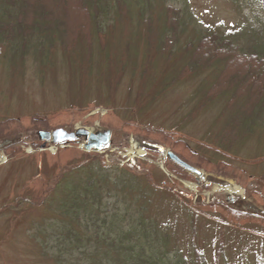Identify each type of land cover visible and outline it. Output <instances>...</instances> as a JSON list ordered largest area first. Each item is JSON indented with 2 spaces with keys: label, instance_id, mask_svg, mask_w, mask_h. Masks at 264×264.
<instances>
[{
  "label": "rangeland",
  "instance_id": "374dc122",
  "mask_svg": "<svg viewBox=\"0 0 264 264\" xmlns=\"http://www.w3.org/2000/svg\"><path fill=\"white\" fill-rule=\"evenodd\" d=\"M168 5L192 10L195 22L212 30L225 31L250 19L246 8L240 10L231 0H186V5L171 0ZM116 6L114 10L119 9ZM153 9L148 23L153 36L136 18L140 11L133 3L122 9L124 14L120 11V23L100 21L93 34L97 41L93 58L85 66L82 60L87 56L78 53L79 45H93L94 37L76 23L82 21L78 19L82 8L62 12V17L68 12L67 47L57 42L48 52L50 41L34 35L33 23L8 26L0 38V264H89L98 242L114 261L110 246L116 235L143 231L132 203L128 205L120 192L105 189L93 214L81 216L75 227L79 236L84 232L86 243L74 257L56 258L54 247H60L61 239L54 234L45 238L46 243L37 239V234L44 239V219H53L47 207L52 208V194L60 189V180L92 164L95 172L110 178L132 167L139 173L155 169L162 184L192 200L194 210L189 209L195 213L203 209L207 218L197 220L192 231L178 206L162 204L164 195L157 198L160 206L151 211L155 222L160 217L167 226L161 227L166 242L172 245L175 240L184 255L195 246L207 264H256L264 248V114L257 102L264 105V99L255 96L252 114L238 119L245 104L230 98L231 93L224 94V81L216 73L219 61L217 67L197 75L192 64L184 68L190 60L186 53L202 39L191 34L192 28L177 41L181 45L176 40L169 43L173 64L160 53L162 36L157 32L165 17L161 0H152ZM125 15L134 19L124 21ZM143 18L148 21V16ZM105 23L119 27L112 28L107 39L99 37L103 52L97 31ZM92 47L85 53L90 54ZM197 48L199 55L216 50L215 45L204 43ZM218 58L224 61V55ZM181 72L187 77L172 83ZM257 79L253 75L246 86L255 84L258 90ZM249 91L245 88V93ZM232 99L235 104L229 107ZM257 117L253 130H248V121ZM81 128L92 133L110 131V148L102 154L86 153L81 143L67 148L49 143L43 148L39 138L40 132ZM224 140L227 145L221 150L218 145H224ZM167 152L204 176L198 179L183 171L166 158ZM235 187L241 192H231ZM138 243L147 246L135 238L125 244L137 247Z\"/></svg>",
  "mask_w": 264,
  "mask_h": 264
},
{
  "label": "trees",
  "instance_id": "16d2710c",
  "mask_svg": "<svg viewBox=\"0 0 264 264\" xmlns=\"http://www.w3.org/2000/svg\"><path fill=\"white\" fill-rule=\"evenodd\" d=\"M170 1L161 0L165 17L162 20L164 23L160 33L157 32L158 36H162V41H160L159 45L160 53L162 55L166 54L168 57L167 61L173 64L172 59L174 56L169 43L171 40H176L175 43H177L179 38L187 34L189 29L192 28L191 34L202 39L198 40L196 45H192L190 53H186L188 54L186 59L190 60L186 62L184 68L187 69L192 64L197 75L200 71H207L210 68L217 67V62L219 61L220 68H216L219 69L216 73L224 81V94L231 93L230 98H236L245 104L240 109L238 119L249 116V112L252 114L250 104H252L253 98L261 95L260 98L264 99V0H231L240 10L246 8L250 19L248 17L245 18L251 22L246 20L237 27L232 26L225 31L212 30L204 27L200 22L196 23V17L195 15L193 16L192 10L187 11L185 8L176 9L168 5ZM179 1L182 5H186V0ZM112 2H115L117 6L112 4ZM132 3L135 4L136 10L140 11L136 13V18L141 21V26L145 28L148 35L153 36L155 31L151 27L152 23L148 24L151 19L149 18L151 17L150 15H153L155 11L154 9L151 10L152 0H0V21L2 20L0 22V38L5 35V32L7 34L8 26L17 28L16 24L33 23V26H35L34 35L43 38L42 41H50V48L47 49L49 52L53 50L52 48L57 42L60 47H67L69 38L66 27L69 20L67 14L68 12L70 14L71 8H82L83 13L80 12V18H78L82 21L76 23L78 25L81 24L82 29L88 28V32L93 35L95 34V28L99 26L102 20L108 22L111 20L112 24L113 22L120 23L119 21L122 18L119 15L120 11L123 12L122 9L124 7H131ZM115 6L119 9L114 10ZM185 7L187 9V6ZM64 11L68 12H65L64 17H62V12ZM146 16H148L147 22L143 18ZM128 19L133 20L134 18L125 15L123 20L127 21ZM112 24L105 23L102 25L101 31H97L99 48L103 52L106 49L100 45L99 37L105 36L107 39V36L114 32L113 29L119 27L111 26ZM198 25L206 31L200 32ZM79 31H81V27L77 32ZM73 32L70 34H73ZM204 33L206 34L202 35ZM164 36L167 37L165 38ZM93 37V45H84L82 43L79 45L82 50H78V53L87 56V58L82 60L83 66L88 64L93 58L91 53L97 42L95 35ZM106 39L104 40L105 43ZM186 43H191V41L188 40ZM201 43L205 45L213 44L216 50L205 51L206 54L199 55L197 46ZM177 44L181 45L182 43L178 42ZM91 46L93 47L90 54H86L84 50L89 51ZM220 55H224V61L218 58ZM222 62H224V68L221 67ZM253 75L258 78V90H254L255 84L249 87L246 86ZM176 76H173L172 83L187 77L183 72ZM218 85L220 86L222 83ZM245 88H249L250 91L245 93ZM213 90L214 88H211L208 95ZM229 102V107L235 104L234 99ZM257 102L261 106V113L264 114V105L260 104V101ZM251 106L255 108L254 105ZM257 119L258 117L248 121V130H253ZM226 145V140H224V145L218 146L222 150V147ZM230 149L234 151L232 148ZM207 150L210 151V149ZM216 153L218 154V152ZM224 154H226L225 151ZM103 164L104 161L101 159V167H104ZM132 168L123 170L121 174L110 178L107 175H100L95 172L97 167L92 164L77 170V174L72 172L64 176L57 186L60 189L55 190L52 194V208L47 207V212L50 213L49 215L53 219H44L42 224L46 227L44 239L38 234L36 236L37 239L42 243H46L45 238L49 240L50 235L54 234L58 239H61V248L58 246L54 247L57 252L56 258H63V255L65 257L68 256V258L74 257L78 253L77 251H81L84 247L82 243L85 242L84 232L81 231L79 236L75 232V227L79 225L81 216L93 214L95 207L100 205L103 200V191L108 189L109 191L120 192L124 196L126 203L128 205L132 203V208L138 210V222L143 231H130L126 234L120 233L116 235L117 239L115 238L116 240L114 239L113 244L110 246L112 256L113 254L115 255L114 261L111 259V255H108V251L101 249L105 246H102L100 242L94 243L96 247H94V251L91 254L92 259L89 260V264H102L103 258L104 264H207L204 255L195 246H193V251H189L187 255H184L181 250H178L175 240L172 245L170 241L167 243V234L161 232V227L163 226L160 221L161 218L159 217L158 221L155 222L156 219L151 215L152 209L155 206H160L157 198L162 199L161 195H164L162 204L166 205L170 202L178 206L177 210L181 212L183 218L187 221L188 228L192 231L193 225L197 220L207 218L206 214L203 213L204 210L200 209L201 213L199 211L195 213L192 207V200L183 194L173 191L165 183L162 184L155 169L146 168V172L139 173V171ZM102 185L105 187H102ZM140 202H142V205ZM189 207L193 210L189 209ZM168 208L171 209V207ZM115 224L116 226L118 225L117 223ZM166 227L163 226V229ZM84 229L87 228L84 227ZM133 238H135L136 242H139L140 239L145 241L147 246L145 247L138 243L139 246L137 247H128L125 243H128ZM222 250L223 248H220L218 252L220 256H222ZM63 252L64 254H61ZM256 264H264V248L258 252Z\"/></svg>",
  "mask_w": 264,
  "mask_h": 264
},
{
  "label": "water",
  "instance_id": "95a60500",
  "mask_svg": "<svg viewBox=\"0 0 264 264\" xmlns=\"http://www.w3.org/2000/svg\"><path fill=\"white\" fill-rule=\"evenodd\" d=\"M39 136L42 141L50 142L53 141L54 144H62L67 142H74L77 139L84 138L86 140L85 149L87 152L95 151V152H101L105 148L109 146L110 143V132H104V133H96L91 134L90 132L86 130H78L76 133H68L62 129L55 131L54 133L49 132H41L39 133ZM46 145L43 146V148ZM169 158L171 161L176 163L178 166L183 168L184 170L193 173L197 176H202V173L191 167L190 165L186 164L182 160H180L176 155L169 153Z\"/></svg>",
  "mask_w": 264,
  "mask_h": 264
},
{
  "label": "bare ground",
  "instance_id": "6f19581e",
  "mask_svg": "<svg viewBox=\"0 0 264 264\" xmlns=\"http://www.w3.org/2000/svg\"><path fill=\"white\" fill-rule=\"evenodd\" d=\"M232 192L236 193V192H238V189L234 188V189H232ZM237 194H240V193H237Z\"/></svg>",
  "mask_w": 264,
  "mask_h": 264
}]
</instances>
